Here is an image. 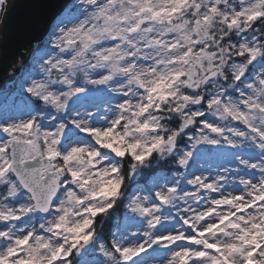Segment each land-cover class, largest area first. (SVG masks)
<instances>
[{
    "label": "snow or ice",
    "instance_id": "snow-or-ice-1",
    "mask_svg": "<svg viewBox=\"0 0 264 264\" xmlns=\"http://www.w3.org/2000/svg\"><path fill=\"white\" fill-rule=\"evenodd\" d=\"M33 40L0 264H264V0H74Z\"/></svg>",
    "mask_w": 264,
    "mask_h": 264
},
{
    "label": "water",
    "instance_id": "water-1",
    "mask_svg": "<svg viewBox=\"0 0 264 264\" xmlns=\"http://www.w3.org/2000/svg\"><path fill=\"white\" fill-rule=\"evenodd\" d=\"M72 0H8L0 24V90L13 80L9 72L22 56L25 64L35 44L33 37H41L55 17ZM29 41H32L30 45ZM30 60V59H29ZM20 69L16 70V75Z\"/></svg>",
    "mask_w": 264,
    "mask_h": 264
},
{
    "label": "trees",
    "instance_id": "trees-1",
    "mask_svg": "<svg viewBox=\"0 0 264 264\" xmlns=\"http://www.w3.org/2000/svg\"><path fill=\"white\" fill-rule=\"evenodd\" d=\"M23 70L25 71V70H27V67L25 66L24 68H23ZM12 84V83H11ZM9 84L8 85V89H7V91L6 92H3L1 95H0V103H3L4 102V98H5V95L6 94H11L14 90H15V88H14V84ZM148 177H147V175H145L143 178H139V182H143L144 180H146ZM115 213H117V214H119V213H121L122 211H123V209L122 208H120V207H118V208H116V209H114L113 210ZM115 223V217L113 218V224Z\"/></svg>",
    "mask_w": 264,
    "mask_h": 264
},
{
    "label": "rangeland",
    "instance_id": "rangeland-1",
    "mask_svg": "<svg viewBox=\"0 0 264 264\" xmlns=\"http://www.w3.org/2000/svg\"><path fill=\"white\" fill-rule=\"evenodd\" d=\"M73 3H74V0H72V2L70 3L69 6H71ZM69 6H68V7H69ZM32 57H33V51H32V53H31V58H30V60L26 63V65H24V67H25V66L27 67V70H25V71H29V70H31V67H32V64H31ZM22 72H24L23 69H21L20 72L18 73V75L15 77L16 80L19 79V77L21 76ZM12 84H13V83H12ZM12 84H11V85H12ZM14 91H15V90H14ZM14 91H13L12 93H14ZM219 162H220V161L215 160V159H211V160L207 161V163H212V164H216V163H219ZM138 179H139V178H138Z\"/></svg>",
    "mask_w": 264,
    "mask_h": 264
}]
</instances>
